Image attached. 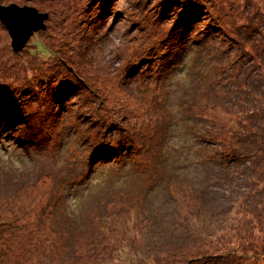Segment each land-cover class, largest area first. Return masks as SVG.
<instances>
[{"label":"rangeland","instance_id":"obj_1","mask_svg":"<svg viewBox=\"0 0 264 264\" xmlns=\"http://www.w3.org/2000/svg\"><path fill=\"white\" fill-rule=\"evenodd\" d=\"M0 1L47 14L0 22V264H264V0Z\"/></svg>","mask_w":264,"mask_h":264},{"label":"trees","instance_id":"obj_2","mask_svg":"<svg viewBox=\"0 0 264 264\" xmlns=\"http://www.w3.org/2000/svg\"><path fill=\"white\" fill-rule=\"evenodd\" d=\"M1 2V1H0ZM24 6H28V5H24ZM32 7V6H31ZM186 12V14H188L189 15V17H188V19L189 18H191V17H193L194 18V16H195V13H196V11L195 12H193L192 10H190L189 8H187L186 10H185ZM180 20V22L182 21V19H179ZM176 22H175V30L177 31L175 34H173V36H172V40H173V37L176 35V34H179V35H181V37L183 38L185 35H186V30L184 29L185 27H186V25H189L190 27H193V28H195V23L196 22H193V23H186V21L183 23V24H179L178 22H177V19L175 20ZM208 24V23H207ZM213 25L211 26V27H217V25L216 24H214V23H212ZM219 24V23H218ZM208 26H210L209 24H208ZM219 27H217V28H219V30H220V36H218V38L220 39V40H223V41H225V39H226V37L227 36H225V35H223V34H225V33H223V29L221 28V25L219 24L218 25ZM196 29V28H195ZM198 32V31H197ZM205 35H208V34H205ZM222 35V36H221ZM209 36V35H208ZM181 37H179V38H177V39H180ZM227 38H229V37H227ZM232 39H235L236 40V38H232ZM194 42L195 43H198V44H200L201 43V41H200V39L199 38H196V40H194ZM32 44L33 45H35L36 44V47L35 46H33L32 48H33V52L34 51H38L39 53H41L42 55H43V53H45V54H47L48 56H51V52H50V49L49 48H47V47H45L44 45H42L41 44V42H40V40H39V38H35V39H33V42H32ZM226 46V45H225ZM225 46H222L221 47V50L222 51H224L225 52V49H227V48H225ZM178 48H180V49H182V50H185V48H184V46H181V47H178ZM45 51H47V52H45ZM175 53L176 52H173V50H169V56L170 57H174L175 56ZM178 53H179V51H178ZM209 56H210V52H209ZM200 58H202V55L200 54V56H197L196 57V61H199L200 62ZM143 61H145V59L143 60ZM217 64L218 63H216V64H214L212 61H210V59H208L207 60V63H205V65H207V69H208V72L211 70L212 72H216L217 70H219V67H217ZM185 67H187V66H185ZM184 67V68H185ZM193 67H194V64H193ZM198 67V66H197ZM189 68L187 67L186 68V70H188ZM197 70V68L194 70V71H196ZM205 72H203L202 71V69H201V72H199V76H203V75H207V74H204ZM81 82H82V80H80ZM67 87L69 88V85H67ZM86 88H88V89H90V86L89 85H87L86 84ZM63 90H65V89H63ZM62 90V91H63ZM3 97L4 96H2L1 97V99L0 100H3ZM251 111L252 110H249V111H247L246 113H251ZM82 115H84L85 117H87V116H89L90 117V115H89V113H87L86 114V112L85 113H81ZM20 112H17V111H15V112H13V118L16 120V119H19L20 120ZM247 116V115H246ZM240 122H242V120L240 121ZM209 140V139H208ZM136 151H137V149H135ZM115 155H119V153L118 152H116L115 151ZM131 161H134V159H130ZM121 161H122V159H121ZM124 161V160H123ZM180 196V195H179ZM178 196V197H179ZM182 214L183 215H185V216H187L188 217V219L190 220L191 219V217L193 216H190L189 214H193V212H192V210L191 211H189L188 213H186L185 211H182ZM218 224H220L219 223V221L217 222ZM160 234H163V232H160ZM179 237L178 238H176V240H179V239H184V240H186V239H188V237L187 236H185V235H182V236H180V235H178ZM173 239V238H172ZM152 242V240L150 239V240H147L146 241V243H144V248H145V250H147L148 252L147 253H149V255L146 257V263H148V264H195V259L193 258V257H187V255H181L180 253H178V252H173V253H171V254H169V256L166 254L165 255V257H163V259L161 258L160 259V255L159 256H157V257H155V255L154 256H152V253H153V250L155 249H150V247H149V243H151ZM169 242H172V240L171 241H169ZM181 242H183L182 240H181ZM120 243H123L124 245H125V247H123V248H121L122 249V252L123 253H126V254H122V253H120V254H115V256L113 257V259H112V262L111 263H113V261H114V258L115 257H117V263L116 264H118V263H122L126 258H127V261L129 262V259H132V258H135L136 257V255L138 254L137 253V250H138V248H135L134 246H135V243H134V241H131L129 238L128 239H123V240H121V242ZM164 243H166V242H164ZM237 245H238V247H240V244L239 243H237ZM237 245H232L231 247H230V250H234L235 248H238L237 247ZM142 248V247H141ZM140 248V249H141ZM139 249V250H140ZM244 248H241V250H243ZM238 250V249H237ZM248 251H252V250H248ZM165 252H171L170 250H165ZM253 253V252H252ZM154 254V253H153ZM251 256L246 260V261H244V262H240V261H234L233 259H231L230 258V253H228V254H223L221 257H216V256H213L212 258H211V262H210V264H253L255 261H257V255H254V254H250ZM259 255H263V254H259ZM131 256H133V257H131ZM197 259V258H196ZM186 260V261H185ZM198 260V259H197ZM132 264V263H131ZM199 264H204V262L203 261H201Z\"/></svg>","mask_w":264,"mask_h":264},{"label":"water","instance_id":"obj_3","mask_svg":"<svg viewBox=\"0 0 264 264\" xmlns=\"http://www.w3.org/2000/svg\"><path fill=\"white\" fill-rule=\"evenodd\" d=\"M47 14L38 13L34 7L0 4V22L6 28L14 51H19L34 30L46 28ZM32 20H34L32 22Z\"/></svg>","mask_w":264,"mask_h":264}]
</instances>
